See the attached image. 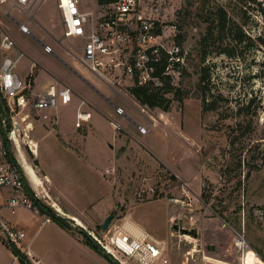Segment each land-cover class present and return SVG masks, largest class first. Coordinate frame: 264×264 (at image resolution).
<instances>
[{"label": "rangeland", "instance_id": "374dc122", "mask_svg": "<svg viewBox=\"0 0 264 264\" xmlns=\"http://www.w3.org/2000/svg\"><path fill=\"white\" fill-rule=\"evenodd\" d=\"M167 2L163 19L165 49L171 50L176 44L172 26L174 36L182 37L179 67L168 73L172 84L180 87L186 97L179 103L169 94L166 112L151 110L129 96L112 95L108 85L80 64L79 38L60 39L59 44L52 40L58 56L52 55L51 47L45 53L46 44L42 48L36 34L28 29L26 35H21L20 25L5 18L7 2L0 5L2 31L15 36L19 46L36 50L39 58L53 60L69 77L65 82L76 80L71 69L85 76L89 73L88 82L81 80L92 92L80 96L72 90L79 103L85 101L84 109L93 114L92 124L78 132L88 138L86 151L91 162L71 145L65 144L64 150L59 141L62 134L57 131V123L62 130L70 127L74 114L69 109L76 105L75 100L63 112H56V124L33 120L25 125L31 119L20 122V116L16 117L21 128L20 151L34 169L38 180H33L38 185L44 187L41 168L54 175L69 202L85 209L81 226L76 227L73 218H63L75 232H92L102 241L113 234L119 243L143 231L162 243L172 264H241L250 249L264 264V44L257 40L260 37L264 41V0ZM80 3L84 10L97 6L96 0ZM19 6L13 5L22 11ZM44 6L49 9L54 36L43 31L62 37L56 0H45ZM11 13L20 20L24 18L16 10ZM220 16L224 17V25L217 32ZM208 28L213 29L212 35L202 42ZM239 31L249 40L236 43ZM64 52L67 58L61 57ZM24 54L17 68L20 73H28L33 57V53ZM2 58L0 53V61ZM31 69L33 79L36 68ZM201 76L202 89L198 86ZM47 83V79H41L38 84L42 87ZM202 100L208 104L206 110ZM26 113L31 116V112ZM1 117L0 112L3 136L8 127H3ZM140 126L144 133L138 131ZM29 142L37 145V155L29 150ZM10 150L23 171L11 144ZM25 178L43 202V194L32 189ZM107 216H113V220L107 230H102ZM174 225L178 231L173 230ZM179 229L194 231L196 236ZM239 236L248 247L236 245ZM1 244L11 250L3 236ZM37 244L35 241L33 247ZM115 253L124 262L120 264H135ZM5 263L4 257L0 264Z\"/></svg>", "mask_w": 264, "mask_h": 264}, {"label": "built area", "instance_id": "2783aa9c", "mask_svg": "<svg viewBox=\"0 0 264 264\" xmlns=\"http://www.w3.org/2000/svg\"><path fill=\"white\" fill-rule=\"evenodd\" d=\"M6 1L0 0V5ZM15 1L19 5H26L31 0ZM56 5L63 28L61 39H81L80 63L108 85L112 95L132 98L129 90L135 85L161 86L160 78L153 74L162 53L168 56L167 66L162 75H169V71L172 72L179 67L181 60L179 46L175 44L171 50H166L163 44V19L168 8L167 0H115L111 3H97L91 10L82 9L80 0H56ZM19 28L22 32L28 33L25 25H20ZM171 29V36L175 37V26ZM0 32V51L16 48L10 37L1 29ZM16 50L17 55L14 58L3 56L0 61V96L9 117L7 120L1 113V123L4 128L8 127L5 136L15 150L19 146L20 122L31 119L25 125H31L33 120L51 121L56 124V119L51 118L50 112L58 105L70 103L73 95L72 89L57 79H54L45 90L34 92L32 76L24 80L16 72V66L23 57V53ZM44 51L48 53L51 49L44 46ZM131 81L132 84H129ZM84 104L85 101L81 100L76 114V127H80L90 117L89 113L79 111ZM116 110L123 113L121 108L116 107ZM26 112H31V116ZM18 116L20 122L16 120ZM138 129L141 133L145 132L143 127ZM33 147V144L28 143L32 153L33 149H36ZM25 177L23 171L20 173L16 166L8 161V149L0 137V187L13 192V197L9 201L12 213L16 208L34 209L32 199L24 192ZM0 232L20 251L19 247L25 237L24 232L9 229L4 225H0ZM94 236L91 234L96 244L120 263L122 259L115 251L127 259H132L135 264H172L167 254L163 252L162 243L143 231L137 236L126 237L125 242L129 251L119 246L113 234L105 236L103 241ZM240 241L245 243L242 236L238 237V242ZM16 264L27 263L18 261Z\"/></svg>", "mask_w": 264, "mask_h": 264}, {"label": "crops", "instance_id": "0c3cea01", "mask_svg": "<svg viewBox=\"0 0 264 264\" xmlns=\"http://www.w3.org/2000/svg\"><path fill=\"white\" fill-rule=\"evenodd\" d=\"M6 2L8 6L4 13L5 18L10 22L16 24L17 26L25 25L33 35L36 34L35 36L39 40L36 41L42 46V48L43 45L46 44V46L51 47L53 51V49H55L53 45H56L53 41L58 43V40H60L61 37L59 38L53 37L54 32L53 29H51L52 25L50 26L49 24L50 23L49 9H47V7L44 6L45 0H31L26 5H20L19 7L22 8V11L20 9L13 7V5L16 3L15 0H7ZM56 9H57V5H56ZM12 10H16L18 13L22 14L24 18L20 20L17 17L13 16L11 13ZM57 11L59 13L58 9ZM23 12H28V14H30L31 17ZM18 29H19L18 32L21 33V35L22 34L26 35L24 34V32L20 30L19 27ZM43 30H46L47 32L49 31L50 33H52L53 36L47 35V33H45V31ZM8 36L14 42L15 46L19 50L23 48L18 45L21 43L17 42L15 36L10 35L9 33ZM43 40L45 41L44 43L42 42ZM23 46L25 48V45ZM59 49H61V47H58V51L60 53ZM24 52L25 53L30 52V54L33 53L31 54L33 57L30 59L31 63L28 68V73L27 72L20 73L17 69L23 57L20 59V61L16 66V72L21 79L25 80L32 72L31 66L36 68L34 69L35 74L32 83V88L34 92H40L45 90L46 88H48L50 84L53 83L54 79L58 78L64 84H67L77 95H80L79 93L81 94L83 93L84 95H86L87 94L86 91H88V93H92L90 92L91 90L87 86V84H85L86 81L87 82L89 81V77H88L89 73H87V75L85 76L80 73L78 74L76 71H74V69H71L72 70L71 74L76 76L75 77L76 80L74 81L71 80L70 82H68L70 80L69 77L66 74H64L62 68L54 64L53 60L39 58L36 55V50L34 49L32 50L31 47L29 46L25 48L24 51L22 52L23 56L26 57ZM0 53H2L3 56H9L14 58L17 55V50L15 48H12L9 51H0ZM52 55L55 58L56 56H58L54 54V51ZM60 55H62L61 57L67 58L66 52L61 53ZM44 65L48 66L53 71L48 70ZM83 67L87 69L85 66ZM41 79H47L48 81L47 85L40 87L38 83ZM81 79L85 82H83ZM65 80H68L66 81L67 83L65 82ZM74 100L76 101V105L69 109L71 110V113L74 114L73 116L74 118L72 119L71 124L69 125L70 127H68L66 130H62V128L59 127V124L56 122L57 131L60 134H62V136L59 138V141L62 144L61 146L64 148V150H67V147L64 146L65 144L69 146L71 145L74 151L77 150V152L81 156H83V158L87 162H91V160L89 161L88 152L86 151L88 138H86V136L80 135V133L78 132L82 131L84 127L88 126V124L90 123L92 124L91 120L93 119V114L89 112L87 109H84L83 106L85 104L82 105L79 111L89 113L90 117L88 120L83 122L80 127H76L75 126L76 114L78 112L80 103H79V99L75 97V95H72L70 103L73 102ZM70 103H68L67 105H58V107L55 110L51 111L52 112L50 113L51 118L56 119L57 121L56 112H60V111L63 112L64 109L68 107ZM96 110H98L102 114V112L99 109L96 108ZM47 123L50 124L51 122H47ZM38 152H39V147H38ZM17 155H18L19 163L32 189L34 188L35 190H37L38 192L40 191L43 194L42 199H44L43 202L47 203L48 205L47 207H52L54 211H56V213H58V215L61 218H65L69 220L73 218L72 220L75 223L76 227L77 225L81 226L85 218L84 215L85 209L80 208L79 205H77L76 203L73 204L69 202L67 196L65 195L66 193L65 190H63L62 186H59L57 185V183H55L54 175L44 172V170L41 168H40V176L43 177L44 187L39 186L29 175V170L34 171V169L26 162L20 150L17 151ZM39 180L41 181L42 179L39 178ZM41 188L42 190H40ZM12 197H13V192L10 189L0 187V225H4L9 229L14 228L24 232L25 237L22 240V244L20 245L19 249L20 252L26 256L27 262L29 264H107L108 263L103 258V256L98 252V248H96L95 246L93 248L90 245H88L86 243L85 237L83 238L80 237L83 236V234L75 232L73 229H71V226L63 227L54 223L46 215L41 214L36 208H34L33 210H27L25 208H16L13 210L14 213H12V208L9 206V201ZM46 198L50 200V203L46 200ZM91 234L94 235V233L90 232V235ZM0 236H3L1 232H0ZM35 241H37L38 244L36 247H33ZM4 257L6 259L5 264L18 263V258L14 256L12 251L9 250L7 247H5L3 244H1L0 261Z\"/></svg>", "mask_w": 264, "mask_h": 264}, {"label": "trees", "instance_id": "16d2710c", "mask_svg": "<svg viewBox=\"0 0 264 264\" xmlns=\"http://www.w3.org/2000/svg\"><path fill=\"white\" fill-rule=\"evenodd\" d=\"M115 0H97L98 4H105V3H111ZM224 21V17L220 16L219 17V22H218V31H222L223 29V23ZM220 24V25H219ZM213 29L212 28H208L206 31L205 36L202 38V42L205 41L209 36L212 35ZM236 43H241L245 40H249V38H247L241 31L238 32L236 38ZM175 40H176V45H180L181 41H182V37L180 35H176L175 36ZM258 41H260L261 43L264 44V41L262 40V38L258 37L257 38ZM180 47V46H179ZM181 55V53H180ZM167 55L165 53H162L160 56V62L156 67V70L154 72V76L159 77L160 78V83L161 86L159 87H153L151 85H147V86H133L132 88H130L129 92L130 95L132 96V98L140 105L146 106L149 109H155L158 108L162 111H168V106L169 103L171 101V98L168 97L169 94H173V99H175L176 101H178L179 103L182 102L183 98L186 97L185 92L180 88V87H176L172 84V78L170 75H162L163 72H165V68L167 66ZM204 85V77L201 76L198 86L200 89L203 88ZM203 103V110H206L208 104L207 102H205V100H202ZM1 112V109H0ZM2 113V112H1ZM1 126H0V137L2 138L4 145L6 146V148L8 149V161L13 164L14 166H16V168L18 169V171L21 173L22 170L20 168V166L17 164L13 153L10 150V145L9 142L6 139V136L3 135L1 136ZM23 184H24V192L32 199V203H33V207L36 208L41 214L46 215L50 220H52L54 223L63 226V227H67L68 223L65 219L61 218L60 216H57L53 211H49L47 209V206L45 204H43V202H41V200H39L34 193L30 190L29 186L27 185V181L25 178H23ZM86 243L88 245H90L91 247L94 248V246L97 248V246L95 245V242L89 238H85ZM11 247V251L14 254V256H16L18 258V261L21 263H27V259L26 256L23 255L14 245L9 244Z\"/></svg>", "mask_w": 264, "mask_h": 264}, {"label": "water", "instance_id": "95a60500", "mask_svg": "<svg viewBox=\"0 0 264 264\" xmlns=\"http://www.w3.org/2000/svg\"><path fill=\"white\" fill-rule=\"evenodd\" d=\"M0 109H1V112H2V114H3V116L7 119V120H9V117H8V113H7V111H6V108H5V106H4V103H3V100H2V98H1V96H0ZM47 209L49 210V211H54V209L52 208V207H47ZM113 220V216H107L105 219H104V221H103V223L101 224V229L102 230H107V228L109 227V225H110V222ZM69 227H70V225H68ZM173 230L174 231H178V228H177V226L176 225H174L173 226ZM182 233H189V234H192L193 236H196L195 234H194V231H189V232H187L186 230H184V229H179ZM83 236L86 238H89V239H91V240H93V238L91 237V235L89 234V235H86V234H83ZM94 241V240H93ZM95 242V241H94ZM95 245L97 246V248H98V252L103 256V258L109 263V264H120V262H118L116 259H114L111 255H109L108 253H106L104 250H102V248L101 247H99L97 244H96V242H95Z\"/></svg>", "mask_w": 264, "mask_h": 264}, {"label": "bare ground", "instance_id": "6f19581e", "mask_svg": "<svg viewBox=\"0 0 264 264\" xmlns=\"http://www.w3.org/2000/svg\"><path fill=\"white\" fill-rule=\"evenodd\" d=\"M29 143H31V144L34 145L33 148H36V149H33V151H34V154L37 155V145H35L33 142H29ZM18 150H20L19 146H18V148H17L16 151H18ZM29 175L31 176L32 179H36V178H37V175H36L35 171H33V170H29ZM37 180H38V178H37ZM41 182H42V181H41ZM37 183H38V181H37ZM39 186H42V183H41V185H39ZM139 233H140V232H138V233L135 234L134 236H137ZM118 244H119V246H120L121 248H123L124 250L129 251V248H128L126 242H119ZM236 245H237V246H241V245H242V246H245L246 243H244V242H239V243H237ZM108 249H110V248H108ZM111 252H112V251H111ZM208 259H209V258H208ZM210 259H211V258H210ZM120 261H121V263H124L123 260H120ZM241 264H263V261H261V260L258 258V256L255 254V252H254L253 250L250 249V250H247V251L245 252V254L243 255Z\"/></svg>", "mask_w": 264, "mask_h": 264}]
</instances>
